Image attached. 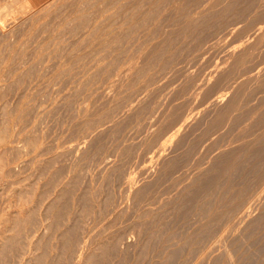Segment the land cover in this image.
Returning a JSON list of instances; mask_svg holds the SVG:
<instances>
[{"label": "rangeland", "instance_id": "rangeland-1", "mask_svg": "<svg viewBox=\"0 0 264 264\" xmlns=\"http://www.w3.org/2000/svg\"><path fill=\"white\" fill-rule=\"evenodd\" d=\"M263 17L0 0V264H264Z\"/></svg>", "mask_w": 264, "mask_h": 264}, {"label": "bare ground", "instance_id": "bare-ground-1", "mask_svg": "<svg viewBox=\"0 0 264 264\" xmlns=\"http://www.w3.org/2000/svg\"><path fill=\"white\" fill-rule=\"evenodd\" d=\"M185 6H186V5H185ZM229 8H230V7H229ZM19 10H20V9H19ZM206 11H207V10H206ZM257 13H258V12H257ZM189 14H190V13H189ZM96 17H97V16H96ZM263 18H264V17H263ZM129 20H130V19H129ZM184 23H186V22H184ZM134 25H135V24H134ZM186 25H187V24H186ZM186 25L184 24V26H186ZM186 28H188V27H186ZM263 39H264V38H263ZM237 55H238V54H237ZM233 59H234V58H233ZM263 73H264V72H263ZM263 80H264V79H263ZM241 88H242V87H241ZM232 104H233V103H232ZM233 105H234V104H233ZM225 123H226V122H225ZM215 164H216V163H215ZM43 167H44V166H43ZM237 167H238V166H237ZM239 167H240V166H239ZM219 169H220V168H219ZM254 173H255V172H254ZM51 175H52V174H50V176H51ZM263 176H264V175H263ZM56 180H57V179H56V175H53V176L51 177V179L49 180V183H48L49 186H48V184H47V186H48V187H50V186L52 187V186L54 185V183H56ZM58 180H59V179H58ZM75 180H76V179H75ZM134 182H135V181H134ZM248 183H249V182H248ZM56 185H57V184H56ZM51 187H50V188H51ZM53 187H54V186H53ZM81 187H82V186H81ZM62 188H63V187H62ZM261 188H263V187H261ZM246 189H247V188H246ZM87 190H88V189H87ZM60 191H61V190H60ZM68 191H69V190L66 189L65 193H68ZM65 193H64V194H65ZM69 193H71V192L69 191ZM69 193H68V194H69ZM19 195H20V194H19ZM59 195H60V194H59ZM240 195H241V194H240ZM60 196H61V195H60ZM71 196H73V195H71ZM83 197H85V196H83ZM83 197H81V198H83ZM54 199H55V198H54ZM64 199H65V198H64ZM86 200H87V199L85 198L84 201H86ZM53 202H54V200H53ZM95 202H96V201H95ZM55 203H56V202H55ZM69 203H70V202H69ZM86 203H87V202H86ZM63 204H64V203H63ZM63 204H62V205H63ZM70 204H71V203H70ZM50 205H51V204H50ZM58 206H59V205H58ZM89 206H90V205H89ZM104 206H105V205H104ZM50 207H52V205H51ZM73 207H74V206H73ZM53 208H54V207H53ZM83 208H84V207H83ZM88 209H89V207H88ZM218 210H219V209H218ZM64 212H65V211H64ZM204 212H205V211H204ZM83 213H84V212H83ZM86 213H87V212H86ZM147 213H148V212H147ZM35 214H36V213H35ZM37 214H38V213H37ZM127 215H128V214H127ZM36 216H37V215H36ZM29 217H30V219H28V220H30V221H29L30 223H32V224H33V223H36V222H35V221H36L35 215H32V214H31V216L29 215ZM125 217H126V216H125ZM16 218H17V216H16ZM26 218H27V217H26ZM120 218H122V217H120ZM244 218H245V217H244ZM37 219H38V218H37ZM60 219H61V218H60ZM118 219H119V218H118ZM58 223H59V222H58ZM44 224H45V223H44ZM59 225H60V223H59ZM48 227H49V226H48ZM110 227H111V226H110ZM32 228H33V227H32ZM62 228H63V227H62ZM27 229H28V228H27ZM79 229H80V228H79ZM79 229H78V226H76V227H75V226H74V227H71L70 229H65L64 232H63V235L66 236V237H68L69 235L76 236V235H74V234H77V232H78ZM253 230H254V229H253ZM214 231H215V230H214ZM211 232H212V231H211ZM110 234H111V233H110ZM78 235H79V234H78ZM76 237H77V236H76ZM79 237H80V235H79ZM64 238H65V237H64ZM71 238H72V237H71ZM67 239H68V238H67ZM67 239H66V241H68ZM217 239H218V238H217ZM125 240H126V239H125ZM7 242H8V241H7ZM38 242H39V241H38ZM214 242H215V241H214ZM2 243H3V242H2ZM16 243H17V242H16ZM63 243H65L64 240H63V242H62L61 244H63ZM105 243H106V242H105ZM235 243H236V242H235ZM5 244H6V242H5ZM5 244L3 243V245H5ZM38 244H39V243H38ZM65 244H66V243H65ZM65 244H64V245H65ZM79 244H80V243H79ZM147 244H148V243H147ZM165 244H166V243H165ZM6 245H7V244H6ZM6 245H5V246H6ZM42 245H43V244H42ZM53 245H54V244H53ZM68 245H69V244H68ZM7 246H8V245H7ZM7 246H6V247H7ZM62 246H63V245H62ZM62 246H61V247H62ZM66 246H67V245H66ZM66 246H65V247H66ZM73 246H74V245H73ZM79 246H80V245H79ZM115 246H116V245H115ZM12 247H14V246H12ZM16 247H17V246H16ZM63 247H64V246H63ZM105 247H107V248H106V250H105L104 253L107 254V253H108V251H107L108 246L105 245ZM145 247H146V245H145ZM174 247H175V246H174ZM42 248H43V247H42ZM101 248H103V249H101V250L99 249V251H100V252H103L104 249H105L104 246L101 247ZM116 248H117V247H116ZM220 248H221V247H220ZM1 249H3V248H1ZM12 249H13V248H12ZM15 249H16V248H15ZM212 249H213V248H212ZM223 249H224V248H223ZM43 250H44V248H43ZM45 250H46V248H45ZM108 250H109V249H108ZM13 251H14V250H13ZM68 251H69V250H68ZM99 251H97L98 253H97L96 255L99 254ZM106 251H107V252H106ZM5 252H6V251H4V249L0 252V258H3V257L6 255ZM44 252H45V251H44ZM69 252H70V251H69ZM94 252H95V251H94ZM104 253H101L102 255L99 254L98 256H100V258H101V257L103 256ZM113 253H114V252H113ZM227 253H228V252H227ZM7 254H8V253H7ZM142 254H143V253H142ZM174 254H175V253H174ZM46 255H47V254H46ZM46 255H45V256H46ZM57 255H58V254H57ZM64 255H65V254H64ZM84 255H85V254H84ZM96 255H94L95 257H94L93 259H90V258H92V257L89 258V259H90V264H91V263H92V264L99 263V262H97V258H96L97 256H96ZM241 255H242V254H241ZM258 255H259V254H258ZM45 256H43V257H45ZM92 256H93V253H92ZM46 257H47V256H46ZM62 257H63V256H62ZM4 258H5V257H4ZM36 258H37V257H36ZM105 258H106V257H105ZM105 258H104V259H105ZM43 259H44V258H43ZM43 259H42V255H39V257L36 259L35 264H43V262H44ZM101 259H103V257H102ZM121 259H122V258H121ZM121 259H120V260H121ZM167 259H168V258H167ZM263 259H264V258H263ZM170 260H171V259H170ZM210 260H211V259H210ZM45 261H46V260H45ZM56 261H57V260H56ZM81 261H82V260H81ZM88 261H89V260H88ZM176 261H177V260H176ZM231 262H232V261H231ZM67 263H68V262H67ZM118 263H119V262H118ZM99 264H100V263H99ZM133 264H134V263H133ZM174 264H175V261H174ZM199 264H200V263H199ZM215 264H216V263H215Z\"/></svg>", "mask_w": 264, "mask_h": 264}]
</instances>
